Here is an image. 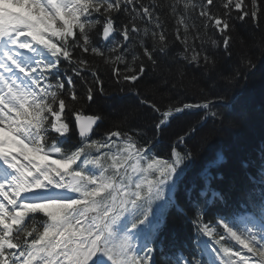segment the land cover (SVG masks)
<instances>
[{
  "label": "snow or ice",
  "instance_id": "obj_1",
  "mask_svg": "<svg viewBox=\"0 0 264 264\" xmlns=\"http://www.w3.org/2000/svg\"><path fill=\"white\" fill-rule=\"evenodd\" d=\"M262 18L264 0H0V264H157L163 213L176 206L166 193L194 159L179 149L185 135L166 156L154 152L157 134L185 110L224 120L207 94L201 103L169 102L162 110L165 90L186 87L193 66L206 87L189 84L211 91L237 21L259 28ZM240 63L254 67L246 53ZM101 70L133 88L149 71L158 76L146 85L152 96L136 90L146 109L161 114L151 129L132 125L128 114L89 140L104 116L78 106L104 92ZM70 118L82 140L75 150L60 143ZM198 132L192 126L186 135ZM223 180L208 173L204 195L225 199L213 185ZM193 203L192 250L169 264H264V162L249 179L244 210L252 215L242 222L206 219L207 200Z\"/></svg>",
  "mask_w": 264,
  "mask_h": 264
},
{
  "label": "trees",
  "instance_id": "obj_2",
  "mask_svg": "<svg viewBox=\"0 0 264 264\" xmlns=\"http://www.w3.org/2000/svg\"><path fill=\"white\" fill-rule=\"evenodd\" d=\"M233 36L235 40L231 55L224 53L218 57V72L214 76L215 83L211 91L206 90V93L200 91V87H206L204 78L195 67L188 66L186 68L187 79L184 81L187 86L171 91L165 90L167 100L161 103L162 110L164 104L169 102L176 105L197 104L202 102L207 94L209 99L215 101L213 110L223 113V123L220 119L201 120L202 109L186 110L182 117L169 118L170 123L162 133V139L166 138V140L163 139L166 143L163 147L154 148L160 155L166 156L170 145L178 143V137L185 135L186 144H179V149L184 150L187 147L194 156L187 168L185 176L187 182H192L191 184L198 189L201 187L200 176L206 172L224 176L223 182L219 183L224 186V203L216 202L210 207L206 206V211H208L206 219L213 221L221 215L232 216L235 211H245L244 200L246 190L249 188V179L256 174L264 159V47H261V40L264 38V18L260 20L259 28L251 21H237ZM241 38L245 41L244 47L239 42ZM244 53L247 54L254 67L241 66L240 57ZM120 67L122 68L123 65ZM171 71H175L174 66ZM233 73H236L234 79L231 78ZM247 73V87L236 101L229 106L218 104L219 100H228L233 97L242 87ZM61 76L64 77L63 72ZM100 76L104 82V92L95 91L92 102H84L78 106L83 109L84 115L102 114L104 116V120L95 126L90 139H102L107 131L128 114L134 117L131 119L132 125L142 127L146 131L160 119L140 103L142 96L136 95L138 89L143 95L152 96L146 85L158 79V76L149 71L147 77L142 79L135 88L131 84L117 83L110 70H101ZM225 76L229 79H224ZM84 78L91 79L87 73L84 74ZM73 79L76 82L77 91L82 92L81 78L73 75ZM190 80L199 82L200 87H192L189 84ZM153 98L161 102L159 95ZM70 119L73 121L72 130L64 140H60V143L66 150H75L80 146L81 139L77 134L74 118ZM192 126L198 127L199 132L188 138L186 133ZM218 157L222 159L218 160ZM254 183L257 184L256 193L258 194V180ZM217 188L221 189L220 185ZM180 197L182 199L178 203L188 216L191 214L189 209L194 206L193 202L197 199L202 201L199 197L189 199L184 195ZM193 231L192 225L175 208L167 212L159 232L160 240L166 248L164 251H155L154 259L157 264H169L172 260L167 256L170 252L173 253V250L183 248L185 251L182 253L184 254L191 251Z\"/></svg>",
  "mask_w": 264,
  "mask_h": 264
},
{
  "label": "rangeland",
  "instance_id": "obj_3",
  "mask_svg": "<svg viewBox=\"0 0 264 264\" xmlns=\"http://www.w3.org/2000/svg\"><path fill=\"white\" fill-rule=\"evenodd\" d=\"M151 120H152V118H151ZM168 127V123L166 124V125H164L163 126V130L159 133V142L157 143V145H161V143H162V137H163V135H162V133L164 132V130L166 129ZM174 128V127H173ZM53 135H56V134H53ZM165 136V135H164ZM64 137H61L60 138V140L61 139H63ZM90 140V139H89ZM58 156V155H57ZM54 159H58V158H55V157H53ZM75 167V166H74ZM173 192H174V190H173ZM202 194H204V191L202 190L201 191V195ZM168 197H170V194H169V191L166 193V198H168ZM250 215H247V217H249ZM246 217V216H245ZM238 219V222H242L244 219H246V218H244L243 216H240L239 218H237ZM232 244H235V242L234 241H232L231 242ZM236 247L238 248L239 247V245H236ZM205 254H206V256L208 257V255H207V252H208V250L206 249L205 251ZM182 255L181 254H179V253H177L176 255H174V256H172V260L173 261H175L177 258H179V257H181Z\"/></svg>",
  "mask_w": 264,
  "mask_h": 264
},
{
  "label": "water",
  "instance_id": "obj_4",
  "mask_svg": "<svg viewBox=\"0 0 264 264\" xmlns=\"http://www.w3.org/2000/svg\"><path fill=\"white\" fill-rule=\"evenodd\" d=\"M181 113H183V112H181ZM181 113H175L174 115H179V114H181ZM76 129H77V128H76ZM77 132H78V134H79L78 129H77Z\"/></svg>",
  "mask_w": 264,
  "mask_h": 264
}]
</instances>
